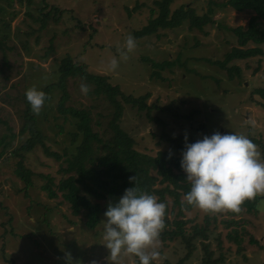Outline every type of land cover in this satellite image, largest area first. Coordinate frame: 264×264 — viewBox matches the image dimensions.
<instances>
[{
	"label": "rangeland",
	"instance_id": "rangeland-1",
	"mask_svg": "<svg viewBox=\"0 0 264 264\" xmlns=\"http://www.w3.org/2000/svg\"><path fill=\"white\" fill-rule=\"evenodd\" d=\"M183 4L203 14L208 11L209 0H174L171 10ZM51 5L64 12L59 21L50 20L42 29L40 18ZM219 6H215V22L207 24L204 31L190 28L185 22L175 29H159L160 36L136 38L135 31L157 16L155 0H0V19L8 22L6 26L0 24V40L4 44L0 47V139L4 142L0 143V264H66V254H70L73 264H109L108 250L101 238L102 221L95 229L86 228L84 211L73 214L62 193L50 198L42 189L47 179L40 174L52 175L58 184L67 176L61 167L67 166L66 158L71 155L63 153L64 157L57 159L47 155L40 144L30 151L20 150L25 165L36 173L32 177L34 185L24 190L26 184L16 174L21 157L12 154L31 136L21 132L28 106L25 90L30 86L43 90L53 85L49 90L51 99L44 101L38 114L49 111V121L40 123L49 135L46 144L51 151L62 153L69 145L63 133L51 131L47 124L54 122L52 110L57 108L62 94L57 88L58 69L61 59L68 54L74 62L86 64L88 71L107 75L110 83L118 84L127 94L150 93L146 102L149 107L141 110L118 96L123 105L119 124L136 138L135 148L139 151L155 155L169 149L171 144L163 138V132L182 136L183 146L185 136L190 143L191 139L215 131L235 132L253 141L264 161V99L258 104L250 99L253 89L264 86V55L236 60L242 75L233 80L227 72L203 60L222 59L237 45L235 34L223 25L246 26L254 13ZM128 34L133 36L136 46L127 59L120 60L117 48L123 47ZM51 44L54 51L45 57ZM114 56L118 66L109 70L108 61ZM143 57L158 62L168 60L173 65L153 67ZM73 80L67 82L70 97L65 104L88 109L93 105L94 118L102 122V126L93 122L95 130L111 134L113 104L104 95L95 98L89 85L87 94H83L79 85L85 82ZM181 151L176 149L180 157ZM184 196L180 201L185 204ZM257 198V208L251 212L244 209L240 214L230 210L210 213L197 207L189 210L184 204L174 206V197L166 194L170 229L175 228V217L183 218L189 231L195 225L209 229L208 238L196 239L197 249L184 264H203L202 242L208 244L213 258H222L219 264H264V250L251 242V237H255L264 245V196ZM163 230L162 226L156 245L159 255L150 264H175L187 253L182 237L163 241ZM236 234L242 239L241 246L231 238ZM136 261L134 255H125L122 264H139Z\"/></svg>",
	"mask_w": 264,
	"mask_h": 264
},
{
	"label": "trees",
	"instance_id": "trees-1",
	"mask_svg": "<svg viewBox=\"0 0 264 264\" xmlns=\"http://www.w3.org/2000/svg\"><path fill=\"white\" fill-rule=\"evenodd\" d=\"M173 1L155 0V4L158 7L157 16L152 17L146 25L136 30L134 33L135 37L143 38L153 34L160 36L159 29H175L185 22L189 23L190 28L204 31V27L207 24L215 22L213 17L216 13L215 6L222 5L219 7H230L238 12L250 11L254 15H252L246 26L231 27L223 25L225 29L235 34L237 45L231 47L222 59L213 60L209 57H204L203 60L218 66L227 72L229 79L233 80L235 77L242 75V68L235 63L236 60L264 55V0H226L222 3L209 0L208 11L203 14H198L193 6L187 4L171 10L170 5ZM2 10H4L3 7H1ZM154 11L155 9H152L153 13ZM63 12L57 5H51L49 10L42 14L40 18L42 21L41 28H45L50 20L59 21ZM36 20L38 19L36 18ZM4 21L5 18H1L0 24L3 22V26L8 25V22ZM220 26L222 25L220 24ZM250 43H253V45L249 46ZM198 44L197 41L196 45ZM2 46L4 44L0 40V47ZM53 51L54 46L51 44L47 48L45 57L49 56ZM143 60L152 63L153 67L165 68L173 65L168 60L158 62L148 57H143ZM58 73L59 82H57V88L62 90V94L57 101V108L52 110L54 122L47 124L52 127L51 131L57 129V133H63V139L68 141L69 145L63 148L62 153L51 151L50 146L46 144V139L49 135L42 129L40 123L42 120L44 122L49 121V111L47 113L46 111L41 112L39 116L31 111L28 104L24 112L25 120L21 132L30 133L31 136L12 153L21 157V160L17 163L16 174L25 182L24 190L27 189V186L32 187L34 185L32 177L36 173L32 168L25 165L24 156L22 152L20 153V150L30 151L40 144L47 155H55L57 159L63 158L64 154L71 155L66 158L67 166L61 167L62 173L67 176L63 177L58 184H55V178L52 175L40 174L47 179L46 183L42 185V189L47 191L50 198H56L59 193H62L63 199L70 204L73 214L79 215L84 211L86 228L95 229L100 224L105 211L104 208L108 204L106 201L108 198L118 199L125 188L133 185L134 181L129 180V177H134L135 184L140 190L152 194L157 201L164 202L165 206L166 194L174 197V206H183L184 203L180 201V197L189 190L190 184L185 179L186 174L180 167L181 157L176 154L177 148H184L180 144L182 136H171L163 132V138L170 142L171 147L152 155L136 149V138L119 124L123 105L118 96H121L132 107L141 110L149 107L146 102L150 97V93L140 96L127 94L121 90L118 84L113 85L110 83L107 75L88 71L86 64L74 62L73 57L69 54L61 59ZM155 74L159 75L158 72H155ZM201 76L207 77L205 75ZM69 79H74L73 81L81 79L86 85L91 87L90 93L94 94L95 98H100L101 95H104L113 104V116L109 121L112 129L111 134L95 130L93 122L100 126H102V122L99 118H94L91 111V108L94 107L93 105L88 109L65 104L70 97L69 92L66 91ZM52 86L51 84L42 90L46 94L45 100L51 99L49 90ZM262 98L264 99V86L251 91L250 99L256 101L257 104ZM147 113L151 118L149 110ZM195 140L197 139H191V142ZM57 142H60L59 139ZM0 143L4 144L2 139H0ZM262 146L264 147V145ZM157 184H162L163 186L156 187ZM258 201L257 197L252 200H245L240 205V211L234 213L240 214L244 209L248 212L254 211L257 208ZM184 206L189 210L194 207L187 203ZM166 216L165 209V216L162 218L164 234L160 238L163 241H173L178 237L183 238L187 253L175 264H184L197 249L196 239L199 237L208 238L207 232L209 229L195 225L192 227L193 230L189 231L186 228V221L183 218L177 219V217L172 221L175 228L170 229L169 225L171 222ZM231 238L241 246L242 239L237 234L231 235ZM251 242L264 250V245L260 244L261 242L257 238L251 237ZM202 245L205 251L203 264H219L222 258H213V252L209 249L208 244L202 242ZM241 249L239 248V250ZM165 264L171 263L166 261Z\"/></svg>",
	"mask_w": 264,
	"mask_h": 264
},
{
	"label": "clouds",
	"instance_id": "clouds-1",
	"mask_svg": "<svg viewBox=\"0 0 264 264\" xmlns=\"http://www.w3.org/2000/svg\"><path fill=\"white\" fill-rule=\"evenodd\" d=\"M135 46L133 36H125L123 47L117 48L120 60L127 59ZM117 66L114 56L108 61V68L114 70ZM79 87L87 94L86 84L81 83ZM25 99L31 111L39 114L46 94L30 86L25 90ZM259 157L256 145L245 135L235 132L215 131L190 143L185 136L180 167L190 188L184 200L204 212H239L243 201L264 196V161ZM129 180L134 181L133 185L107 204L101 220V238L108 250L109 264H122L125 255H134L139 264H150L159 255L156 245L163 226L165 204L140 190L134 177ZM66 264H73L70 254H66Z\"/></svg>",
	"mask_w": 264,
	"mask_h": 264
}]
</instances>
